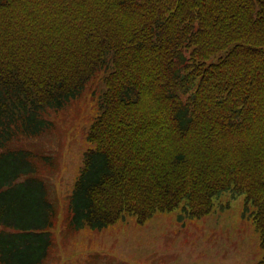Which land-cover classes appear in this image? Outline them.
Wrapping results in <instances>:
<instances>
[{"label": "trees", "instance_id": "obj_1", "mask_svg": "<svg viewBox=\"0 0 264 264\" xmlns=\"http://www.w3.org/2000/svg\"><path fill=\"white\" fill-rule=\"evenodd\" d=\"M89 84L70 230L245 193L264 248V0H0V264L50 255V157L18 145Z\"/></svg>", "mask_w": 264, "mask_h": 264}, {"label": "rangeland", "instance_id": "obj_2", "mask_svg": "<svg viewBox=\"0 0 264 264\" xmlns=\"http://www.w3.org/2000/svg\"><path fill=\"white\" fill-rule=\"evenodd\" d=\"M102 87V84H99ZM86 88L82 99L53 116L55 129L45 139L22 141L18 147L50 157L44 170L59 220L44 264H258L264 259L256 228V209L245 193L215 199L211 214L194 218L186 201L173 211L158 212L145 223L127 215L97 230H70L66 221L75 182L91 148L87 135L97 114V98Z\"/></svg>", "mask_w": 264, "mask_h": 264}]
</instances>
